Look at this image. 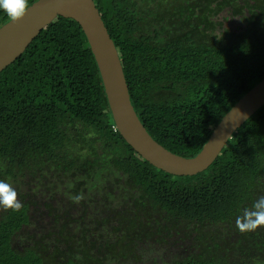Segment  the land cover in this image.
Here are the masks:
<instances>
[{
	"label": "trees",
	"instance_id": "obj_1",
	"mask_svg": "<svg viewBox=\"0 0 264 264\" xmlns=\"http://www.w3.org/2000/svg\"><path fill=\"white\" fill-rule=\"evenodd\" d=\"M94 1L141 122L176 155L199 154L264 79V0ZM8 22L0 12V28ZM0 180L23 204L0 215V264H147L153 246L163 256L152 264H264V228L235 225L264 196V107L206 171H160L118 131L72 19L58 17L0 73Z\"/></svg>",
	"mask_w": 264,
	"mask_h": 264
},
{
	"label": "water",
	"instance_id": "obj_2",
	"mask_svg": "<svg viewBox=\"0 0 264 264\" xmlns=\"http://www.w3.org/2000/svg\"><path fill=\"white\" fill-rule=\"evenodd\" d=\"M58 17L80 26L102 77L108 103L124 140L148 163L175 176L206 171L220 156L233 135L264 107V79L247 92L218 125L195 157L176 155L147 131L133 105L121 57L94 0H39L30 6L19 24L0 28V73L14 63L40 33Z\"/></svg>",
	"mask_w": 264,
	"mask_h": 264
},
{
	"label": "clouds",
	"instance_id": "obj_3",
	"mask_svg": "<svg viewBox=\"0 0 264 264\" xmlns=\"http://www.w3.org/2000/svg\"><path fill=\"white\" fill-rule=\"evenodd\" d=\"M29 9L28 0H0V12L13 24H19ZM82 199V195H77L73 197V202L78 204ZM22 207L23 204L13 186L0 180V210L16 213ZM235 225L242 234L264 228V196H260L250 208H245L242 215L236 218Z\"/></svg>",
	"mask_w": 264,
	"mask_h": 264
},
{
	"label": "rangeland",
	"instance_id": "obj_4",
	"mask_svg": "<svg viewBox=\"0 0 264 264\" xmlns=\"http://www.w3.org/2000/svg\"><path fill=\"white\" fill-rule=\"evenodd\" d=\"M2 212H3V210H0V215H1ZM30 217H31L32 224L35 223V224H38V226H39L40 223L41 224L43 222L47 223V221L49 222V220H50L49 219V214L48 215L47 214H43V215L42 214H37L36 215L34 213H31ZM41 224H40V226H41ZM153 249L155 250L153 253H151L152 251L148 252L149 249H145L144 250V252H145L144 255L146 256V258L144 260H146L147 264H149V263L152 264V262H154L155 259L159 261V259L163 256V254L160 253V250L158 248L153 246ZM179 251H180V248L171 247L166 253V254L169 255V258H167L166 260H168V259L171 260L172 258H174L172 256V254L174 252H178L179 253Z\"/></svg>",
	"mask_w": 264,
	"mask_h": 264
}]
</instances>
